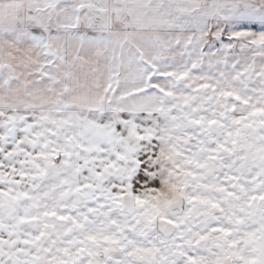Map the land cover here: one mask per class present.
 Masks as SVG:
<instances>
[{
	"label": "snow or ice",
	"instance_id": "6c2138e0",
	"mask_svg": "<svg viewBox=\"0 0 264 264\" xmlns=\"http://www.w3.org/2000/svg\"><path fill=\"white\" fill-rule=\"evenodd\" d=\"M0 264H264V0H0Z\"/></svg>",
	"mask_w": 264,
	"mask_h": 264
}]
</instances>
